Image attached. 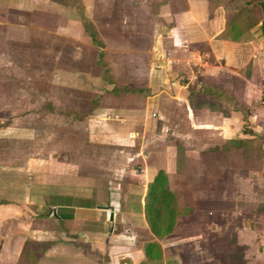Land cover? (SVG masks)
<instances>
[{"label":"crops","instance_id":"obj_1","mask_svg":"<svg viewBox=\"0 0 264 264\" xmlns=\"http://www.w3.org/2000/svg\"><path fill=\"white\" fill-rule=\"evenodd\" d=\"M80 3L100 45L58 0L39 10L16 5L17 19L0 13V39L17 27L14 35L45 39L47 56L45 73L29 77L39 88L0 106V119L17 120L0 128V264H139L145 242L156 238L144 196L157 175L167 178L180 209L172 234L159 239L161 264H196L202 234L184 236L180 228L199 189L186 192L191 203H184L176 186L186 176L180 151L213 166L212 154L223 150L264 151V35L257 25L237 40L223 37L222 8L209 9L207 0ZM64 8L74 17L61 20ZM202 85L218 98L213 89L200 93ZM229 97L249 110L246 122ZM42 115L52 123L32 121ZM237 215L238 244L247 245L248 234L258 246L254 264H264L256 235L262 214L244 208ZM227 218L208 224V245H217L219 230L230 235Z\"/></svg>","mask_w":264,"mask_h":264},{"label":"rangeland","instance_id":"obj_2","mask_svg":"<svg viewBox=\"0 0 264 264\" xmlns=\"http://www.w3.org/2000/svg\"><path fill=\"white\" fill-rule=\"evenodd\" d=\"M44 1L47 2V0L5 1L3 5L0 4V13L4 15V12L2 11L5 10L7 12V15L5 16H12V19H17V17L14 15L15 9L18 11L20 7L17 8L16 5L20 6L22 3L27 4L24 5L25 7L20 9H24V11H28L26 8L31 10L32 8H35L36 10H39V8H46ZM33 2L35 4H39H36L35 6L32 4ZM62 11L59 12L61 15H63L61 16V20H63L62 17L64 18L67 15L69 18L74 17V12H72V10L69 11L64 8ZM14 21L16 22V20ZM42 24L40 23L37 26L41 27L42 29L45 27V24ZM61 24L62 22L60 25ZM54 25L59 26L58 21H56V24ZM14 28L17 27L13 26V28H11L6 34L7 36H4L5 38L2 37L0 39V49L2 51L0 53V79H5L6 81L5 84L0 86V106L7 104L9 106L8 108H11L10 106L15 105L16 100L20 99L21 95L32 93L33 88H37L36 86L32 85L33 82L29 80V77H38L41 74L39 72L42 69L43 73H45V68L43 67H45L47 58L43 52V49H41V47H45V39L37 36H35L36 38L27 37L26 39L24 36L25 34H23V36L14 35ZM27 34L29 33L27 32ZM37 39L38 41H35ZM31 49H33L34 53ZM27 50L30 51L31 54L23 53ZM23 56L26 58L23 59ZM27 77L28 79H26ZM18 78H21V80L24 79L22 80L23 83L21 81H19L21 82L19 83L17 80ZM2 93H5L7 96L6 102H2ZM13 115L12 117L10 115L1 118L0 120L2 123H0V128H2V125L4 126L5 120H10L9 123L11 124L16 123L17 120ZM45 120L52 123L51 118H44V116H37L32 121H37V123L40 124V122L43 123ZM53 121L54 123H58L62 120L60 119L58 121V118H53ZM69 121L73 123L77 120H73L72 118ZM28 122H31V120H28ZM245 126H247V123H244V128ZM253 148L254 147H247L246 149H240L236 151L223 150V152H218L217 154L213 153L212 155H214L215 160L214 166L211 163L197 164L196 161H194V158L191 157L193 152L191 149H183L180 151L184 160L183 162L186 170V176H184L182 180L177 181L176 186L177 189L179 187L183 190L181 193V198L184 200V203L187 202L189 205L191 203V194L186 196V192H191L193 186L195 188L198 187L199 189L198 193H195V195H197V202L195 200V203L192 205L193 216L191 217L190 215L188 219L187 217H184L183 228H180V233H182L184 236H190L196 232L202 234L198 250L199 253H195L196 257L192 258L190 250H186L188 252L186 257H188L189 260L192 258V260L197 261L198 259L196 264H237L233 262V260L238 257L241 258V264H254V254L255 252L257 253L258 246H256V244L252 245L249 242L247 238L249 236L248 234L246 237L247 245L238 244V235L236 231V225L239 219L237 213L241 210L243 211L244 208L247 209V212L251 210L262 214L264 222V151L262 152L258 148ZM200 154H202V152H200ZM194 163H196L198 166L197 170L194 172L195 177L196 174L198 175L197 179L194 177L197 185L193 184L191 180L192 178L190 179V174L193 173L192 164ZM209 164L213 167L209 166ZM202 174L203 176L201 177ZM224 211H229L230 215L224 216ZM224 217H228L230 219V226L232 227L230 235L228 234L229 231L219 230L217 231L219 240H217L218 242L215 243L217 245H208V230H210L209 227L207 228L208 224L212 223L213 221L221 226L222 223L225 222ZM243 219L245 220V216ZM249 223L250 226L253 227L254 222L249 221ZM257 225L260 226V224ZM261 226L262 228L256 231L258 233L256 235L259 241L260 237L264 241V224ZM255 237L256 236H254L253 239ZM223 239H225V242H227V240L230 241V245H220L222 244ZM259 247L260 251H262V259L260 258V260H262L261 262L264 263V244L261 243ZM224 255H228L229 262L226 261V257L224 258ZM222 259H224V261H222ZM185 264H187V262Z\"/></svg>","mask_w":264,"mask_h":264},{"label":"trees","instance_id":"obj_3","mask_svg":"<svg viewBox=\"0 0 264 264\" xmlns=\"http://www.w3.org/2000/svg\"><path fill=\"white\" fill-rule=\"evenodd\" d=\"M72 7L78 13L79 19L91 37L101 44L96 38L95 30L90 20L83 13L80 0H58ZM209 9L221 7L224 16V27L221 35L231 40H237L243 34L259 26L261 34L264 35V0H207ZM205 46H200L203 49ZM208 92L213 89L214 98L220 94L216 88L202 85ZM230 102H235L234 109L240 110L244 122L247 121L249 110L236 103L235 99L229 97ZM179 207L176 203L174 193L170 190L168 180L165 176L157 175L148 184L144 196V215L151 232L156 238L145 242L143 246L144 257L139 264H161L162 254L159 244L160 238L170 236L171 230L178 214Z\"/></svg>","mask_w":264,"mask_h":264},{"label":"water","instance_id":"obj_4","mask_svg":"<svg viewBox=\"0 0 264 264\" xmlns=\"http://www.w3.org/2000/svg\"><path fill=\"white\" fill-rule=\"evenodd\" d=\"M111 217H112V214L110 213V214H109V218H111Z\"/></svg>","mask_w":264,"mask_h":264}]
</instances>
